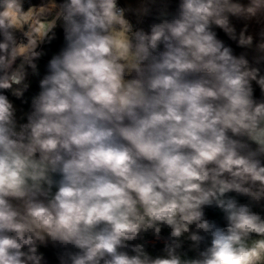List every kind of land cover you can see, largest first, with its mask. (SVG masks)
Listing matches in <instances>:
<instances>
[{
    "label": "clouds",
    "instance_id": "obj_1",
    "mask_svg": "<svg viewBox=\"0 0 264 264\" xmlns=\"http://www.w3.org/2000/svg\"><path fill=\"white\" fill-rule=\"evenodd\" d=\"M0 264H264V0H0Z\"/></svg>",
    "mask_w": 264,
    "mask_h": 264
}]
</instances>
